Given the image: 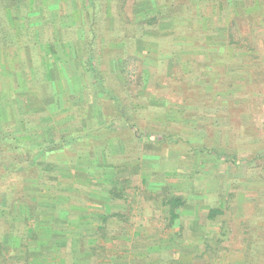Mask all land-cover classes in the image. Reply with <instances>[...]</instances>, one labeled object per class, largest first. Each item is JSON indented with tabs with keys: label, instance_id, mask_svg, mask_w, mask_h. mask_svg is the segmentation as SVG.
<instances>
[{
	"label": "rangeland",
	"instance_id": "rangeland-1",
	"mask_svg": "<svg viewBox=\"0 0 264 264\" xmlns=\"http://www.w3.org/2000/svg\"><path fill=\"white\" fill-rule=\"evenodd\" d=\"M120 1L95 0L88 4L87 0H22L15 8L18 20L14 25H6L7 11L1 8L2 36L12 29L11 33L18 34L13 45L41 43V39L62 43L67 39L66 29H77L81 45H87L91 55L98 59L95 70L111 91L97 85V92L106 99L115 93L121 114L138 125L137 141L126 145L119 156L124 160L121 170L126 172L121 175L133 178L130 190L136 198L129 195L130 203H108L113 211L126 212L128 207L133 211L129 213L130 221L122 226L115 221L110 223L109 236L112 230L118 231V235L129 233L141 240L138 247L149 239L160 242L166 228L175 229L167 227V202L181 194L186 198L182 220L193 223L185 230L187 234L199 239L210 229L208 224L216 222L211 225L215 232L210 236L220 238L224 250H233L229 251L234 256L229 259L231 264L240 260L235 257L239 253L247 264L246 254L254 253L253 235L256 232L264 236V230H258L264 225V152L260 150L264 148V0H126L124 6ZM154 18L158 19L147 23ZM237 21L241 36L246 39L227 48L229 29ZM8 37L12 40L16 36ZM248 45L253 49H247ZM1 48L7 50L9 44ZM43 49L47 50V46ZM212 53L216 57H211ZM113 59L114 65L109 62ZM125 66L131 69L129 77L123 72ZM19 70H24L23 65ZM0 73L4 75L1 68ZM210 76V80H205ZM89 86L83 85L79 101L93 98ZM5 91L8 103L9 87L5 86ZM108 102L102 105L101 116L110 123L119 113L113 109V102ZM73 112L75 119L61 128L65 133L55 130L54 141L63 142L71 125L75 129L84 123L78 115L80 110ZM43 116L44 113L29 116L30 124L23 123L22 130L6 116L0 118L2 131L24 137L25 144H33L36 152L34 171L13 179L19 188L11 193V186L1 190L3 198L13 194L18 201L6 207L12 225L2 222L0 226V243L6 235L11 238L7 255H0L6 264H25L23 255L27 251L31 257L39 253L40 245L33 248L34 242H40V228L36 227L46 225L51 216L58 215L48 211L47 204L53 199L48 193L58 182L51 179L46 170L49 160L45 161L43 156L49 154L50 162L59 156L74 162L80 151L73 144L47 151L46 140L50 137L45 129L59 125L41 122ZM144 125L148 130L140 128ZM105 135V140L110 139L111 131ZM91 149L90 146L88 150ZM221 156H236L237 164ZM156 180L171 187H158L164 205L148 200L154 196L156 190L150 184ZM24 185L26 192L22 190ZM69 196L71 201L62 199L60 207L68 208L77 199ZM91 205V214L97 215V206ZM101 206L104 207L101 203L98 209ZM214 209L224 213L210 219L208 215ZM84 213L68 211V216L75 219ZM28 223L33 238L28 234ZM5 242L4 239L2 244Z\"/></svg>",
	"mask_w": 264,
	"mask_h": 264
},
{
	"label": "crops",
	"instance_id": "crops-1",
	"mask_svg": "<svg viewBox=\"0 0 264 264\" xmlns=\"http://www.w3.org/2000/svg\"><path fill=\"white\" fill-rule=\"evenodd\" d=\"M36 14L39 15V13ZM39 19L43 17L39 16ZM65 35L67 39L62 43H54L53 40L46 42L41 39V43L38 41L29 45L17 43L9 46L7 50L0 49V68L4 73V75L0 73L2 74L0 76V118L5 119L6 116L11 124L16 123V128L22 130L25 123L30 124L29 116L44 113L41 122H54L59 125L58 128L50 126L45 129L51 138L46 140L47 151L51 149L56 151L58 147L65 144L80 147L74 162L62 156L55 157L54 161L50 162L51 158L47 156L49 154L43 156L45 161L49 160L46 170L50 173L51 179L58 182L53 191H48V194L53 197V199L50 198L49 205L47 204L48 207L50 206L48 211L58 215L51 216L46 225L42 223L38 227L35 225L37 230L40 228L37 233L40 242H34L33 248L38 249L39 245L42 248L33 257L27 251L26 255H23V257L26 256L24 263L225 264L227 262L231 264L230 261L234 256L229 255L232 254L229 251L233 250L230 247L229 251L224 250L221 247L220 238L215 239L210 236L215 232L211 225L216 222L209 223L210 229H207L199 239L187 234L185 230L193 223L192 220H182L186 198L181 194L167 202L169 204L172 199H181L184 203L174 210L176 215L174 218L169 205L170 218L167 227L175 229L173 232L165 227L166 230L160 236V242L149 239L146 243L143 242L142 247H138L137 244H140L141 240L129 233L118 235V231L112 230L111 235H108L112 221L118 222V225L127 223L130 221L129 213L133 211L131 207H128L126 212L113 211L108 203L115 200H119L120 204L130 203V198L127 199L129 195L136 198V194L130 190L134 185L133 178L121 175V172H126L121 170L124 160L121 161L120 154L123 153L122 150L126 145H132L137 141L135 133L138 125L133 124L129 118H123L124 114H121V106L119 100L117 101L119 98L115 93H112L110 99H106L97 92L95 78L89 68L95 69L99 66L98 59L95 60L96 56L91 55L87 45H81L77 29H66ZM37 36H39L38 33ZM55 44H59L60 47ZM43 46H47V50H44ZM114 59L109 61L112 65H114ZM152 64L148 63L149 66ZM21 65L24 68L22 71L19 70ZM99 78L103 83L100 76ZM84 84L90 85L88 88L94 95L88 101L85 98L79 101L77 97H83ZM5 86L10 89L8 103L5 102L4 97L7 94ZM107 100L113 102V109L119 113L116 112L117 116L112 117L110 123L105 122L101 116V107L104 103H109ZM78 110H80L78 114L80 120L82 119L84 123L75 129H71V125L69 130H66L67 138L63 142L54 141L55 130L65 133V129L61 128L72 123L75 119L72 112ZM140 128H144V131L148 130V126L145 125ZM109 131H111V138L105 140L108 138L105 134ZM126 137L129 140H125ZM90 146L93 149L88 150ZM64 148L68 147L64 146ZM128 170L126 169L127 173ZM159 181L156 180L154 184L153 182L150 184L156 191L153 193L154 196L150 199L148 197L149 201H155L156 204L164 202L161 195H158V187L164 186L171 189L170 186H165L166 182ZM133 190L135 191L136 187H133ZM69 195L77 196V199L75 198L76 200L72 201L68 208L60 207L62 199H65L64 202L70 200ZM92 203L97 206L96 211H99L97 215L90 212L93 208ZM101 203L104 207L101 206L98 209ZM106 203L107 206H105ZM68 211L85 213L78 215L75 219H71L70 216L69 219ZM244 240L247 241V239ZM198 243H202L203 247ZM246 243L248 249V242ZM239 254L235 255L240 258L236 264H245V257Z\"/></svg>",
	"mask_w": 264,
	"mask_h": 264
},
{
	"label": "trees",
	"instance_id": "trees-1",
	"mask_svg": "<svg viewBox=\"0 0 264 264\" xmlns=\"http://www.w3.org/2000/svg\"><path fill=\"white\" fill-rule=\"evenodd\" d=\"M93 1V2H92ZM95 0H87L88 4H90V2L94 3ZM126 0H121L120 2H122V5L124 6ZM22 4V0H0V10L2 9H6L7 14H6V25H14L17 20L18 17L15 15V8L18 7L19 5ZM158 18H154L151 21H148V24H152L154 21H156ZM2 25H3V21H2V16L0 14V40L2 41L0 43V47L5 44L11 46L13 45L12 43H15L17 41V35L18 34H14L11 33V30H8L7 32H4L5 36H2V32L4 31V29H2ZM13 28V27H12ZM11 34L15 35V39L14 37H12L13 39L9 40L8 36ZM2 36V37H1ZM4 37V38H3ZM246 38H243L241 36L239 27H238V21L237 24L236 22H234L233 25H231L230 29H229V35H228V40L226 43L227 48H231L239 45L242 43V40H245ZM10 42V43H9ZM15 45V44H14ZM247 49L252 50L253 46L251 48L250 45L246 46ZM211 57H216L214 53L211 54ZM90 72L93 73L94 78H95V86H99L102 90H107L109 92H111L109 89H107V87H105L101 82L100 78H99V74L96 72V70L94 68H89ZM130 70L128 69L127 66L124 67L123 72H125L126 76L129 77L130 74ZM211 76L209 77V79H205V80H210ZM100 80V81H99ZM129 85H132L130 83H128ZM112 93H110V97H112ZM118 98V97H117ZM116 98V99H117ZM119 99H117L118 101ZM124 119H126L125 116H123ZM24 137H17L14 136V133H9L8 131H6V129H4L2 131L1 126H0V226L1 223L5 222L7 224L10 223V225H12L13 221H11L10 216L5 213L6 210L8 211V205L10 206H14V204L18 201L15 200V197L17 195H13V194H8L7 198H3V195L1 193V190H3L6 187H10V192L14 189L19 188L18 184L15 183V181L13 180L14 177H19L23 174H29L31 172H33L34 170V159L36 158V152H34V148H33V144L27 146V144H25ZM264 152V148L260 149ZM46 151V150H45ZM218 156V155H217ZM224 157L225 159L229 160V162H232L233 164H237V160L238 158L236 156H232L231 159L229 157H225V156H221V158ZM27 186L24 185L22 186V190L23 192H26L27 190ZM22 192V193H23ZM21 193V194H22ZM22 199H20L19 202H21ZM184 202L181 201V199H172L169 202V205L171 206V213H172V217L174 218L176 215L174 213V210L181 206ZM258 204V201H257ZM7 207V208H6ZM30 219L32 220L34 215L32 214V210L30 208ZM9 213V211H8ZM222 213H224L223 211H219L217 209L211 210V212L209 213V218L210 219H215L216 217H218L217 215H221ZM10 214V213H9ZM27 221H29V219H26ZM28 234L33 233L31 230V227L29 226L28 223ZM253 230H256V228L254 227ZM258 230H264V225H260ZM11 232V231H9ZM11 232L10 234L13 235ZM9 234V233H8ZM34 235V233H33ZM255 242V246L254 248V253L253 255L250 254H246V262H248L247 264H264V236H259L258 233L255 232V234L253 235ZM34 236H31L30 238H33ZM5 239V244H2L3 240L0 243V255L5 254L7 255V252L10 249V242H9V238L8 235H6L5 237H3ZM30 238H28V240H30ZM15 240V239H14ZM22 244V243H21ZM6 260L5 258L1 259L0 258V264H6L5 263Z\"/></svg>",
	"mask_w": 264,
	"mask_h": 264
}]
</instances>
